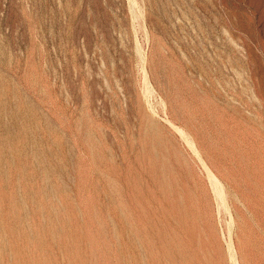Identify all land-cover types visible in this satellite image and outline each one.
Instances as JSON below:
<instances>
[{
	"label": "rangeland",
	"instance_id": "374dc122",
	"mask_svg": "<svg viewBox=\"0 0 264 264\" xmlns=\"http://www.w3.org/2000/svg\"><path fill=\"white\" fill-rule=\"evenodd\" d=\"M0 264H264V0H0Z\"/></svg>",
	"mask_w": 264,
	"mask_h": 264
}]
</instances>
